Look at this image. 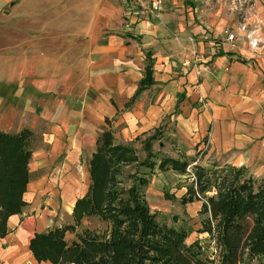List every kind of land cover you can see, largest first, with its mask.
<instances>
[{"label": "crops", "instance_id": "obj_1", "mask_svg": "<svg viewBox=\"0 0 264 264\" xmlns=\"http://www.w3.org/2000/svg\"><path fill=\"white\" fill-rule=\"evenodd\" d=\"M146 2L0 0V128L40 132L52 155L65 151L62 165L74 179L77 171L69 168L84 148L91 154L105 116L119 141L158 126L166 114L180 144L199 151L204 144L211 162L253 158L264 148V0H242L238 7L226 0H163L157 13L145 14ZM70 12L90 15L63 24L60 15ZM39 13L50 15L36 23L50 31L49 40L35 51L23 39L13 46L4 35L9 20ZM147 51L153 82L135 94ZM44 148L31 147L26 202L42 191L43 179L33 180L31 171ZM62 189L73 197V183ZM47 199L54 200L52 192ZM43 208L36 218L23 216L24 208L8 217L0 264H28V255L36 260L27 241L46 228L38 227L49 214Z\"/></svg>", "mask_w": 264, "mask_h": 264}, {"label": "trees", "instance_id": "obj_2", "mask_svg": "<svg viewBox=\"0 0 264 264\" xmlns=\"http://www.w3.org/2000/svg\"><path fill=\"white\" fill-rule=\"evenodd\" d=\"M138 90L153 82L152 56L145 54ZM89 155L88 185L71 206L68 221L34 230L28 249L38 262L49 264H264V173L253 175L245 164L196 161V154L161 153L153 144L159 126L129 141L115 139L111 119L104 117ZM143 136V137H142ZM33 131L0 128V236L7 219L26 205L23 193L30 177ZM138 140L144 151L133 142ZM199 152V150H197ZM194 161V162H193ZM193 162V163H192ZM171 168L189 180L180 201L201 199L208 212L202 230L214 239L216 251L201 241L188 242V230L157 218L147 202L146 170ZM95 216L103 227L81 225ZM210 221H214L211 224ZM80 228V229H79ZM73 233L67 238L65 233Z\"/></svg>", "mask_w": 264, "mask_h": 264}, {"label": "rangeland", "instance_id": "obj_3", "mask_svg": "<svg viewBox=\"0 0 264 264\" xmlns=\"http://www.w3.org/2000/svg\"><path fill=\"white\" fill-rule=\"evenodd\" d=\"M226 1L233 2V4L235 3L237 7L242 4V0ZM89 15L90 12H85L84 14L81 12H75L73 16V13L70 12V15L61 14L59 20L63 21V24H67V21L70 24H78L82 21V19H87ZM49 16L50 15L48 14H40L37 17L32 16L11 18L9 20V25H6V28L4 27V30L7 31L4 35L8 34L9 36H11L13 46L16 47L17 45H19L21 43L20 40L23 39L27 44L32 45L30 47L35 51L36 49L40 48L38 46L39 44L49 40V37L51 36L50 31L36 28V23L37 21L46 20ZM59 31L61 34L64 32V30ZM82 62L83 61L80 60L78 61L79 71L81 70L80 68ZM81 74L82 73H80V77ZM169 121V116L165 114L161 118V121L158 123L160 132H162V137L159 142H154L153 147L155 148V150L159 149L161 153H166L172 156H178L183 152H185L186 156H192L195 153L196 161H199L203 165L209 166V164L211 163L210 157L212 156L210 154L207 155V153L204 152L206 146L203 144V147L199 148V152H197L196 148L188 150L186 146H182L178 138H176V136H174V134L170 130L171 127L169 125ZM152 128H149L148 130H151ZM112 129L115 135V139H117V128ZM41 139L42 137L40 135V132L33 133V139L31 142L33 151L37 153V149L39 150L40 146H44L45 153H41L40 156H34V162L36 163L35 165L37 166V168L31 171V178L35 181L43 179L44 184L42 185V191L40 192V194H38L37 198L27 196L29 197V200H27V204L23 207L25 212L23 216L32 214L35 218L42 213L43 207L44 210L48 211L47 213L49 214L48 216H46L45 222L43 223V225H39V228L70 220L71 205H69V200H72L75 196H79L84 193L89 182L87 175L88 164H86L87 158L89 156V150L87 148H84L85 151L79 158V164L75 162L74 164H71L69 168V171H77V179H74L76 176L71 177L72 172L66 171V168L68 167L63 168L62 165L64 161L65 151L63 150L59 153V155L54 156L52 155V151L49 150V144H47V142L43 143ZM133 144L137 148H139L140 157H143L144 151L141 148L140 142L138 140H135ZM253 156L254 157L248 159L249 161L245 164L253 175H261L264 173V148L260 149V151L256 152ZM146 172L147 178H149L148 184L145 188L147 202L149 207L152 210L156 211L157 218L174 226L179 227L180 225H183L188 230L187 236L185 237L188 242L196 238L201 241L202 244H205L208 247V253H210L211 251H216L214 239H210L208 237L207 231L202 230L204 221L206 220V217H208V212H204L201 210L202 200L194 199L193 201L187 202L180 201L179 197L181 193H183L186 186L185 183L189 179L183 174H177L171 168L160 170L157 166H154L151 170L148 168ZM64 183L74 184L75 191L70 194L71 196L73 195V197L67 196V194L64 192V189H62V184ZM51 192L54 196L53 201H49L47 199V195H51ZM210 222L211 224H213L214 221ZM81 225L82 227L104 226L103 223L99 221L95 216H90L88 217V219H83ZM33 227L36 228V225L34 224ZM65 236L67 238H71L73 237V233L67 231L65 233ZM30 259L31 257H29L28 255V264H43L37 262L36 260H32V262H30Z\"/></svg>", "mask_w": 264, "mask_h": 264}, {"label": "built area", "instance_id": "obj_4", "mask_svg": "<svg viewBox=\"0 0 264 264\" xmlns=\"http://www.w3.org/2000/svg\"><path fill=\"white\" fill-rule=\"evenodd\" d=\"M163 0H147L142 7V13H157L161 7ZM225 37L229 40H234V34L227 28L224 29Z\"/></svg>", "mask_w": 264, "mask_h": 264}]
</instances>
